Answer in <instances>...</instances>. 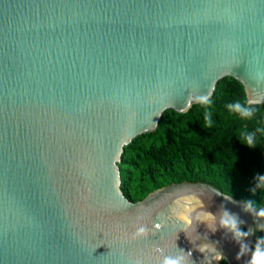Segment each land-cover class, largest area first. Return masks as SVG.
I'll list each match as a JSON object with an SVG mask.
<instances>
[{
  "label": "water",
  "instance_id": "95a60500",
  "mask_svg": "<svg viewBox=\"0 0 264 264\" xmlns=\"http://www.w3.org/2000/svg\"><path fill=\"white\" fill-rule=\"evenodd\" d=\"M228 76L264 103V0H0V264H162L181 249L186 264H249L264 218L244 200L204 181L135 202L122 189L125 147ZM191 195L186 227L173 208ZM224 211L252 235L222 227Z\"/></svg>",
  "mask_w": 264,
  "mask_h": 264
},
{
  "label": "trees",
  "instance_id": "16d2710c",
  "mask_svg": "<svg viewBox=\"0 0 264 264\" xmlns=\"http://www.w3.org/2000/svg\"><path fill=\"white\" fill-rule=\"evenodd\" d=\"M209 99L184 113L168 109L156 130L125 147L120 169L130 200H142L175 182L204 181L251 201L258 210L264 207V185L257 186L264 175V103L246 105L255 109L251 117L232 112L229 104L245 103L248 97L243 83L231 76L220 80ZM248 134H254L251 146L245 143ZM240 229L247 231L243 224ZM261 236L264 232L257 228L253 251Z\"/></svg>",
  "mask_w": 264,
  "mask_h": 264
},
{
  "label": "clouds",
  "instance_id": "9594fccd",
  "mask_svg": "<svg viewBox=\"0 0 264 264\" xmlns=\"http://www.w3.org/2000/svg\"><path fill=\"white\" fill-rule=\"evenodd\" d=\"M199 100L202 104H209L210 99L208 96H199L196 98ZM250 100H247L245 103L236 102L233 104H229L228 108L235 113H238L241 117H251L254 108L246 106L249 104ZM258 103V102H256ZM255 104V103H253ZM208 117L206 116V120ZM210 124V120H209ZM246 145L251 146L254 143V134H248L245 141ZM264 185V175H260V184L257 186ZM185 203L181 206L182 210L178 208H173V214L176 215L179 220H181L185 226H190L192 219H191V213L195 210L196 204H199L200 207H202V203L198 201V198L195 197V195L187 196L184 198ZM177 205H180V202L177 201ZM247 208L252 207V202H247L246 205ZM204 215L211 220H215V215L210 212L204 213ZM257 217L264 218V207H262L257 213ZM241 223L238 221V218L230 214L227 211H224L222 213L220 224L222 227L228 228L230 231L234 233V237L241 238V237H247L249 235H252V229H249L247 231H242L238 224ZM261 229H264V224L259 225ZM146 234V229L141 227L137 229L136 233L134 234L135 237L143 236ZM244 247H247V245H244ZM180 255L177 256H166L164 260L162 261V264H186V259L188 257H191V251L185 252L183 249L180 250ZM249 264H264V236H261L257 238V242L255 244L254 251L252 252L251 259L249 261Z\"/></svg>",
  "mask_w": 264,
  "mask_h": 264
}]
</instances>
